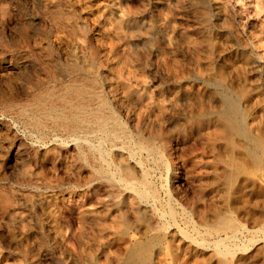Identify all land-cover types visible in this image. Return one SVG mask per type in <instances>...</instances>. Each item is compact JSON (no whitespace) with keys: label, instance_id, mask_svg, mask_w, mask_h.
<instances>
[{"label":"rangeland","instance_id":"rangeland-1","mask_svg":"<svg viewBox=\"0 0 264 264\" xmlns=\"http://www.w3.org/2000/svg\"><path fill=\"white\" fill-rule=\"evenodd\" d=\"M63 66L132 130L111 176L17 118ZM0 132V264H264V0H0Z\"/></svg>","mask_w":264,"mask_h":264},{"label":"bare ground","instance_id":"bare-ground-1","mask_svg":"<svg viewBox=\"0 0 264 264\" xmlns=\"http://www.w3.org/2000/svg\"><path fill=\"white\" fill-rule=\"evenodd\" d=\"M57 13V12H56ZM71 16V14H70ZM64 17V16H63ZM62 17V18H63ZM70 18V17H69ZM61 20V19H60ZM61 23V22H60ZM69 26V25H68ZM58 48V47H57ZM57 50V49H56ZM62 51V50H61ZM68 52V51H67ZM56 54V53H55ZM59 54V53H58ZM57 54V55H58ZM65 54V53H64ZM50 55V54H49ZM60 56V55H59ZM68 55L66 54V57ZM54 58V57H53ZM60 58V57H59ZM63 59V58H62ZM67 59V58H66ZM40 60V59H39ZM43 60V59H42ZM64 61V60H63ZM62 61V63H63ZM49 62V61H48ZM51 62V61H50ZM55 62V61H54ZM44 63V62H43ZM78 63V61H77ZM55 64V63H54ZM59 64V63H58ZM3 65V64H2ZM23 65V64H22ZM10 66V65H9ZM79 66V65H78ZM77 66V67H78ZM17 68V67H16ZM79 68V67H78ZM6 69V68H5ZM41 69V68H40ZM62 69L66 70L67 73L65 75H57V80H53V86H49L40 92L34 93L28 102L23 103L19 110L20 112H16L17 118H21L23 120V126H28L29 129L33 131H28L27 133L35 138L33 139L32 145L39 146L41 148H49V146H59V147H70L75 146L77 152L82 155L84 161L86 151H90L93 157H96L104 163L103 167H96L94 164H91L88 159L87 165L99 175H110L108 174L115 169L120 170L121 166L118 165L115 161L116 153L114 151L118 149L115 148L112 143L116 138H118L120 133L127 134L131 140L133 138V133L127 124L121 122L120 117L117 112L109 105L107 100L105 99L103 93L101 94L96 87L94 81H89L86 76L78 75L76 69L63 66ZM72 70V71H69ZM43 70V69H42ZM21 71V70H20ZM18 72V71H17ZM56 72V71H55ZM10 73V72H9ZM17 74V73H16ZM48 74V73H47ZM51 74V73H50ZM40 75V74H39ZM17 76V75H16ZM99 76V75H98ZM21 79V76H19ZM18 77V78H19ZM94 78V77H92ZM28 79V78H27ZM41 79V78H40ZM44 79V78H42ZM50 79V78H48ZM5 80V79H4ZM31 81V80H30ZM38 82V81H36ZM23 83V81L21 82ZM25 84V83H24ZM23 84V85H24ZM45 84V83H44ZM4 87V86H3ZM11 88V87H10ZM16 94L18 93L15 91ZM222 92V91H221ZM228 92V91H227ZM19 94V93H18ZM230 94V93H229ZM221 95V94H220ZM225 95V93H224ZM113 96V95H112ZM222 96V95H221ZM24 97V96H23ZM22 97V98H23ZM13 98V97H12ZM17 98V97H16ZM25 99V98H24ZM23 100V99H22ZM116 100V99H115ZM223 101L225 103V114L230 119H235L239 114L237 112V105L233 99L229 96L225 95L223 97ZM112 102V100H111ZM223 103V102H222ZM223 103V104H224ZM4 104V103H3ZM12 105V103H11ZM14 109V108H13ZM17 109V108H16ZM11 110V109H10ZM30 110L31 114H27L26 111ZM123 110V109H121ZM12 111V110H11ZM13 112V111H12ZM121 112V111H120ZM27 116H26V114ZM14 114V113H13ZM15 115V114H14ZM125 116V115H124ZM123 116V118H124ZM10 119V118H9ZM26 119V120H24ZM48 120L49 125H47L44 121ZM24 121V122H23ZM47 122V121H46ZM228 123V122H227ZM238 123V122H237ZM12 127L16 131L17 122L12 120ZM240 125V124H239ZM232 127V126H231ZM238 127V126H237ZM240 127V126H239ZM242 128V127H241ZM21 129V128H20ZM133 129V128H131ZM237 129V128H236ZM25 130V129H24ZM138 131V130H137ZM17 132V131H16ZM139 132V131H138ZM1 133V132H0ZM5 133V132H4ZM3 133V134H4ZM18 133V132H17ZM38 133V134H37ZM17 135V134H16ZM4 136V135H2ZM124 136V135H123ZM17 137V136H16ZM26 138V137H24ZM29 138V137H28ZM143 138V137H142ZM18 139V137H17ZM31 139V138H30ZM146 139V138H145ZM120 140V139H118ZM117 140V141H118ZM134 140V139H133ZM18 141V140H17ZM137 141V139H136ZM143 141V140H142ZM139 142V140H138ZM110 143L111 147L106 148L105 144ZM150 143V142H149ZM153 143V142H152ZM151 143V144H152ZM122 144V143H119ZM136 144V143H135ZM139 144H142L139 142ZM131 145V144H130ZM138 145V144H136ZM143 145V144H142ZM150 145V144H149ZM8 146V145H7ZM106 146V147H105ZM124 146V145H123ZM132 146V145H131ZM134 146V145H133ZM85 147V148H83ZM138 147H141L138 145ZM155 147V146H154ZM74 148V147H72ZM152 148V147H151ZM161 148V147H160ZM8 149V148H7ZM120 149V148H119ZM125 149V148H124ZM131 149V148H130ZM142 149H145L142 147ZM41 150V149H40ZM75 150V149H74ZM154 150V149H152ZM122 151V150H121ZM145 151V150H143ZM117 152V151H116ZM138 152V151H137ZM136 152V153H137ZM154 152V151H153ZM126 153V151H125ZM134 152V154H136ZM144 153V152H143ZM131 154V153H130ZM141 154V153H140ZM148 154V153H147ZM155 154V152H154ZM164 154V153H163ZM80 155V156H81ZM95 155V156H94ZM126 155V154H125ZM133 155V154H131ZM153 155V154H152ZM156 155L160 156V155ZM127 156V155H126ZM148 156H150L148 154ZM163 156V155H162ZM81 157V158H82ZM134 157V156H133ZM136 157V155H135ZM140 157V156H138ZM154 157V155H153ZM129 158V157H128ZM143 158V157H142ZM160 158V157H159ZM138 159V158H137ZM162 159V157H161ZM77 160V159H76ZM140 160V159H139ZM155 160V159H154ZM158 160V159H157ZM83 161V162H84ZM144 161V160H143ZM161 163V160H159ZM79 162V161H78ZM133 162V161H132ZM138 162V161H137ZM134 166L136 165V162ZM143 163V162H142ZM98 164V163H97ZM139 164V163H138ZM155 164V163H154ZM102 165V164H101ZM133 165V164H132ZM143 165V164H142ZM141 165V166H142ZM145 165V164H144ZM86 169V168H85ZM130 169V168H129ZM136 169V168H135ZM140 169H143L140 168ZM168 169V167H167ZM169 170V169H168ZM116 171V170H115ZM147 171V170H146ZM121 173V172H119ZM142 173V172H141ZM140 173V174H141ZM148 173V172H147ZM167 173V171H166ZM127 174V173H126ZM139 174V173H138ZM143 174V173H142ZM119 175V174H118ZM121 175V174H120ZM137 175V174H136ZM97 176V177H98ZM111 176V175H110ZM147 179V175H144ZM142 176V178L144 177ZM95 177V176H94ZM113 177V175H112ZM111 177V178H112ZM116 177V176H115ZM100 178V177H99ZM120 178V177H119ZM135 178V176H134ZM104 179V178H103ZM113 179V178H112ZM111 180V179H110ZM119 180V179H118ZM103 181V180H102ZM133 181V180H132ZM131 181V182H132ZM149 181V180H148ZM151 181V179H150ZM125 185L129 184L132 186L133 183L130 181H124ZM131 183V184H130ZM139 183V182H138ZM89 184V183H88ZM122 184V183H121ZM135 184V183H134ZM133 184V185H134ZM150 184V183H149ZM111 185V184H110ZM122 186V185H121ZM128 186V185H127ZM126 186V187H127ZM124 187V186H123ZM125 187V188H126ZM132 188V187H131ZM146 189V187H145ZM149 189V188H148ZM155 189V187H154ZM125 190V189H124ZM136 190V189H135ZM153 190V188H151ZM165 190V189H164ZM169 190V189H168ZM121 191V190H120ZM155 191V190H154ZM153 191V192H154ZM122 192V191H121ZM143 192V191H142ZM169 192V191H167ZM128 193V192H127ZM139 193V192H138ZM155 193V192H154ZM134 195V194H133ZM160 195V194H158ZM141 196V195H140ZM157 196V195H156ZM150 197V196H149ZM152 197V196H151ZM166 198V197H165ZM164 198V199H165ZM170 198V197H169ZM146 199V198H145ZM162 199V200H164ZM171 199V198H170ZM158 201V200H157ZM168 201V200H167ZM146 202V201H145ZM144 203V202H143ZM147 203V202H146ZM153 203V202H152ZM151 204V203H150ZM158 204V203H157ZM165 204V201H164ZM168 204V203H166ZM144 205V204H143ZM164 208V207H163ZM146 209V208H145ZM157 213L160 212L156 207L154 209ZM140 211V210H139ZM153 211V212H155ZM165 211V209H164ZM155 212V213H156ZM144 215V214H143ZM171 215V214H170ZM172 216V215H171ZM223 217V216H222ZM221 217V218H222ZM161 219V217H159ZM171 218V217H170ZM219 218V217H218ZM162 221V219H161ZM223 221V220H221ZM147 224V223H146ZM157 225V224H156ZM129 226V224H128ZM169 226V225H166ZM241 229V228H240ZM155 231V230H154ZM151 232V231H150ZM168 232V231H167ZM158 233V232H157ZM232 235V234H231ZM230 235V236H231ZM227 235L224 238L228 239L230 237ZM144 237V236H143ZM236 235L233 234L230 238H235ZM216 240L217 244H222V241L225 239ZM216 239V238H215ZM162 241V240H160ZM215 242V241H213ZM145 243V242H144ZM155 244V242H153ZM214 244V243H213ZM141 246V245H140ZM152 247V246H151ZM143 248V247H142ZM132 249V248H131ZM153 249V248H152ZM144 250V249H143ZM140 251V250H139ZM144 253V252H143ZM142 253V254H143ZM136 254V253H135ZM149 255V254H148ZM129 257V256H128ZM132 257V255H131ZM145 258V257H144ZM129 259V258H128ZM131 259V258H130ZM147 259V258H146ZM130 261V260H129ZM136 261V260H135ZM124 262V261H123ZM137 262H135L136 264ZM140 263V262H139ZM134 264V263H133ZM151 264V263H150Z\"/></svg>","mask_w":264,"mask_h":264}]
</instances>
